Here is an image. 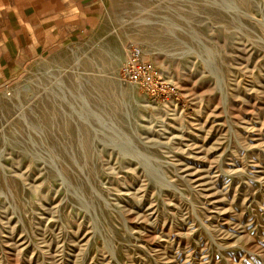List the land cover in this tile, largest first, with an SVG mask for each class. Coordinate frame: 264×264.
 Instances as JSON below:
<instances>
[{
    "label": "rangeland",
    "instance_id": "rangeland-1",
    "mask_svg": "<svg viewBox=\"0 0 264 264\" xmlns=\"http://www.w3.org/2000/svg\"><path fill=\"white\" fill-rule=\"evenodd\" d=\"M16 1L70 25L0 81V264H264V0Z\"/></svg>",
    "mask_w": 264,
    "mask_h": 264
},
{
    "label": "crops",
    "instance_id": "crops-1",
    "mask_svg": "<svg viewBox=\"0 0 264 264\" xmlns=\"http://www.w3.org/2000/svg\"><path fill=\"white\" fill-rule=\"evenodd\" d=\"M33 4L0 0V81L6 75H16L28 59L38 55L39 42L33 36L38 34L40 22H46L45 29L54 28L56 21L70 25L65 6L55 9V3L50 7Z\"/></svg>",
    "mask_w": 264,
    "mask_h": 264
},
{
    "label": "built area",
    "instance_id": "built-area-1",
    "mask_svg": "<svg viewBox=\"0 0 264 264\" xmlns=\"http://www.w3.org/2000/svg\"><path fill=\"white\" fill-rule=\"evenodd\" d=\"M121 75L150 96L166 98L175 93V86L164 78L160 70L144 60L138 47L129 50L121 67Z\"/></svg>",
    "mask_w": 264,
    "mask_h": 264
},
{
    "label": "bare ground",
    "instance_id": "bare-ground-1",
    "mask_svg": "<svg viewBox=\"0 0 264 264\" xmlns=\"http://www.w3.org/2000/svg\"><path fill=\"white\" fill-rule=\"evenodd\" d=\"M164 9H165V8H164ZM93 84H94V82L92 83V85H93ZM97 85H98V83L95 82V86H97ZM103 93H104V94H107V92H106L105 90H103ZM46 96L52 99V98L55 96V93H54V94H51V95H50V94H47ZM184 171L186 172V175H189V176H191V177H192V176H193V177L195 176L194 179H193V177H192V180H191V181H198V185L202 184V183H201V179H200V178H202V176H200V177H199V176H196L197 173H195V172H189L187 169H184Z\"/></svg>",
    "mask_w": 264,
    "mask_h": 264
}]
</instances>
